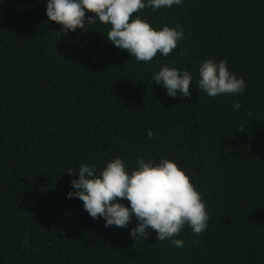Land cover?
Here are the masks:
<instances>
[{
	"label": "trees",
	"instance_id": "trees-1",
	"mask_svg": "<svg viewBox=\"0 0 264 264\" xmlns=\"http://www.w3.org/2000/svg\"><path fill=\"white\" fill-rule=\"evenodd\" d=\"M47 2L0 0V264H264V0L138 10L184 31L149 62L112 45L109 24L87 25L90 13L65 35ZM207 59L226 60L245 91H200ZM165 65L192 73L190 97L155 85ZM117 157L129 171L138 157L174 160L206 201L207 229L185 225L178 248L154 230L135 241V217L129 228L92 218L67 195L78 179L67 170Z\"/></svg>",
	"mask_w": 264,
	"mask_h": 264
},
{
	"label": "clouds",
	"instance_id": "clouds-1",
	"mask_svg": "<svg viewBox=\"0 0 264 264\" xmlns=\"http://www.w3.org/2000/svg\"><path fill=\"white\" fill-rule=\"evenodd\" d=\"M184 0H48L46 15L49 22L63 26L65 35L84 29L87 25L109 24L107 40L121 50H127L138 62H149L157 53L167 57L184 37V31L163 26L159 30L133 15L138 10L150 7L153 11L162 8L180 7ZM187 54V50H183ZM198 89L209 97L221 94H242L246 82L228 68L226 60L207 59L198 69ZM155 85H162L171 98L191 96L193 75L165 65L153 75ZM240 104L233 108L238 110ZM148 139H154L151 130ZM78 172V179L71 180L72 189L67 195L83 202L84 210L94 219L101 218L105 227L129 228L135 217L137 223L130 228V236L146 240L155 231L159 241L170 240L175 247H183V240L176 239L187 225L194 234H201L210 219L206 201L201 197L189 175L174 160L138 157L136 167L129 171L125 161L117 157L106 162L99 170L95 164L81 163L79 170L70 167L67 173ZM194 175V174H193ZM122 201H128L126 205Z\"/></svg>",
	"mask_w": 264,
	"mask_h": 264
}]
</instances>
